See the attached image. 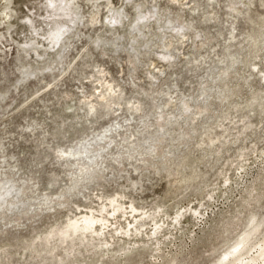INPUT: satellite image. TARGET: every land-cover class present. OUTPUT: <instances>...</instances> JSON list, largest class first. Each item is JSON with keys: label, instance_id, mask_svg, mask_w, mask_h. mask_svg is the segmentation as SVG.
<instances>
[{"label": "rangeland", "instance_id": "1", "mask_svg": "<svg viewBox=\"0 0 264 264\" xmlns=\"http://www.w3.org/2000/svg\"><path fill=\"white\" fill-rule=\"evenodd\" d=\"M111 197L203 215L160 251L53 237ZM263 239L264 0H0V264H228Z\"/></svg>", "mask_w": 264, "mask_h": 264}, {"label": "bare ground", "instance_id": "2", "mask_svg": "<svg viewBox=\"0 0 264 264\" xmlns=\"http://www.w3.org/2000/svg\"><path fill=\"white\" fill-rule=\"evenodd\" d=\"M103 79V77L98 79V82L105 87L104 92L100 93L98 98L104 100L109 109L120 108L118 102L116 108H110L109 101L112 98H119L121 92H118L112 84ZM111 103L113 104V101ZM128 105L134 111L141 109L138 104L128 103ZM95 106V103L89 101L88 111L95 112ZM196 209L190 208V210L177 212L175 217H171L168 222L163 219H160V222L156 221L154 217L151 218L147 213H138V208L132 203L129 206H124L116 197H111L108 203L102 204L98 208H89L88 211L80 210L79 216L70 219L64 228L54 232L53 237H56L60 243L73 242L74 240H79L81 243L89 242L99 247L102 254L120 256L121 252L129 253L136 249H142V247L160 251V245L164 244L169 234L172 233L171 226L175 229L186 215L199 217L203 215L202 211ZM165 223H167L166 226ZM46 240L48 241V239ZM71 248L72 246H68L65 249ZM228 264H264V239L257 246L255 254L246 258L236 257Z\"/></svg>", "mask_w": 264, "mask_h": 264}]
</instances>
